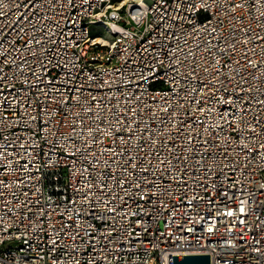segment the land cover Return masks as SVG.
Listing matches in <instances>:
<instances>
[{
    "label": "built area",
    "instance_id": "2783aa9c",
    "mask_svg": "<svg viewBox=\"0 0 264 264\" xmlns=\"http://www.w3.org/2000/svg\"><path fill=\"white\" fill-rule=\"evenodd\" d=\"M203 254L264 264V0H0V264Z\"/></svg>",
    "mask_w": 264,
    "mask_h": 264
},
{
    "label": "water",
    "instance_id": "95a60500",
    "mask_svg": "<svg viewBox=\"0 0 264 264\" xmlns=\"http://www.w3.org/2000/svg\"><path fill=\"white\" fill-rule=\"evenodd\" d=\"M169 264H210L207 254L168 257Z\"/></svg>",
    "mask_w": 264,
    "mask_h": 264
},
{
    "label": "rangeland",
    "instance_id": "374dc122",
    "mask_svg": "<svg viewBox=\"0 0 264 264\" xmlns=\"http://www.w3.org/2000/svg\"><path fill=\"white\" fill-rule=\"evenodd\" d=\"M101 36H103V37H107V34H105V29L103 30V32H102V35Z\"/></svg>",
    "mask_w": 264,
    "mask_h": 264
},
{
    "label": "bare ground",
    "instance_id": "6f19581e",
    "mask_svg": "<svg viewBox=\"0 0 264 264\" xmlns=\"http://www.w3.org/2000/svg\"><path fill=\"white\" fill-rule=\"evenodd\" d=\"M127 1H129V0H124V2H127ZM102 41V40H101ZM103 42V41H102Z\"/></svg>",
    "mask_w": 264,
    "mask_h": 264
}]
</instances>
